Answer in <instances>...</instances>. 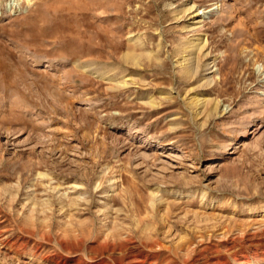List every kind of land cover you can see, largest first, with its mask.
<instances>
[{
    "label": "rangeland",
    "instance_id": "1",
    "mask_svg": "<svg viewBox=\"0 0 264 264\" xmlns=\"http://www.w3.org/2000/svg\"><path fill=\"white\" fill-rule=\"evenodd\" d=\"M0 264H264V0H0Z\"/></svg>",
    "mask_w": 264,
    "mask_h": 264
},
{
    "label": "bare ground",
    "instance_id": "2",
    "mask_svg": "<svg viewBox=\"0 0 264 264\" xmlns=\"http://www.w3.org/2000/svg\"><path fill=\"white\" fill-rule=\"evenodd\" d=\"M193 8H194V7H191V8H189V10L192 11ZM192 12L195 13V15H198V16L200 15V12L197 11V10H194V11H192ZM202 44H203V41H201L200 43L196 44L195 46H196V47H199V48H203V47L205 46V44H203V45H202ZM128 58L133 59V57L130 56V55H128ZM134 59H135V58H134ZM134 59H133V60H134ZM190 60H191V59H185V61H186V64H185V65H186L187 68H188V69H187L188 73L194 75V73L197 72V69H198V68L196 67V65H195V66L192 65V66L190 67V65H189ZM188 65H189V66H188ZM197 66H198V65H197ZM207 66H209V64H208ZM208 69H211V68H208ZM197 73H198V72H197ZM203 100H204V99H203ZM205 100H206V99H205ZM196 102L199 104V102H201V99L197 98ZM196 102H195V103H196ZM215 108H216V106H215ZM217 109H218V108H217ZM212 112H213V111H212ZM210 113H211V112H210Z\"/></svg>",
    "mask_w": 264,
    "mask_h": 264
}]
</instances>
